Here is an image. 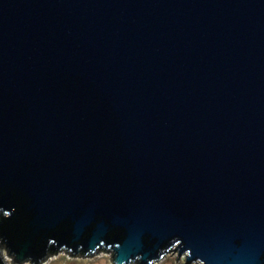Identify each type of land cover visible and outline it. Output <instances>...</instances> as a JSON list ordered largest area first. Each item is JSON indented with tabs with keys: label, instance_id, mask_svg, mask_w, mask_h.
I'll return each instance as SVG.
<instances>
[{
	"label": "water",
	"instance_id": "95a60500",
	"mask_svg": "<svg viewBox=\"0 0 264 264\" xmlns=\"http://www.w3.org/2000/svg\"><path fill=\"white\" fill-rule=\"evenodd\" d=\"M264 264V0H0V264Z\"/></svg>",
	"mask_w": 264,
	"mask_h": 264
},
{
	"label": "rangeland",
	"instance_id": "374dc122",
	"mask_svg": "<svg viewBox=\"0 0 264 264\" xmlns=\"http://www.w3.org/2000/svg\"><path fill=\"white\" fill-rule=\"evenodd\" d=\"M3 253L6 256L9 264L12 263V258L7 256V251L3 248ZM113 253L111 251H99L92 256L83 255H71L66 250H60L56 253L50 255L47 260L43 261L41 264H113L112 260ZM23 264H32L31 261H25ZM130 264H138L137 262H132ZM153 264H189L185 256H179L177 252H171L165 256L160 261ZM202 264V263H195Z\"/></svg>",
	"mask_w": 264,
	"mask_h": 264
}]
</instances>
